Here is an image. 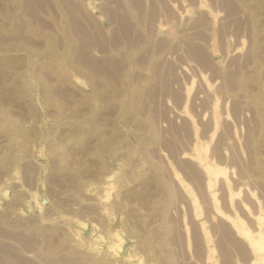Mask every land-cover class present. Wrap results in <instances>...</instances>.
I'll return each mask as SVG.
<instances>
[{
	"label": "rangeland",
	"instance_id": "rangeland-1",
	"mask_svg": "<svg viewBox=\"0 0 264 264\" xmlns=\"http://www.w3.org/2000/svg\"><path fill=\"white\" fill-rule=\"evenodd\" d=\"M0 264H264V0H0Z\"/></svg>",
	"mask_w": 264,
	"mask_h": 264
},
{
	"label": "bare ground",
	"instance_id": "bare-ground-1",
	"mask_svg": "<svg viewBox=\"0 0 264 264\" xmlns=\"http://www.w3.org/2000/svg\"><path fill=\"white\" fill-rule=\"evenodd\" d=\"M243 233H245L246 235H248L249 234V232L248 231H245V230H243ZM252 242V244H255V243H257V242H260L259 240H257V241H251Z\"/></svg>",
	"mask_w": 264,
	"mask_h": 264
}]
</instances>
